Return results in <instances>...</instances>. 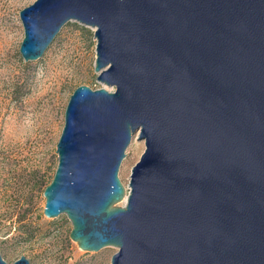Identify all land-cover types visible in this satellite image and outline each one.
Here are the masks:
<instances>
[{"label": "water", "instance_id": "obj_1", "mask_svg": "<svg viewBox=\"0 0 264 264\" xmlns=\"http://www.w3.org/2000/svg\"><path fill=\"white\" fill-rule=\"evenodd\" d=\"M20 19L25 61L91 27L114 89L71 95L45 216L85 251L117 247L111 264H264V0H36Z\"/></svg>", "mask_w": 264, "mask_h": 264}, {"label": "rangeland", "instance_id": "obj_2", "mask_svg": "<svg viewBox=\"0 0 264 264\" xmlns=\"http://www.w3.org/2000/svg\"><path fill=\"white\" fill-rule=\"evenodd\" d=\"M35 1L0 0V253L9 264L22 256L30 264H111L117 247L85 251L71 239L66 215L45 216L44 191L58 167L73 92L82 85L114 89L97 78L94 30L76 21L62 27L41 58L24 60L20 12ZM144 151L135 135L119 171L127 192Z\"/></svg>", "mask_w": 264, "mask_h": 264}, {"label": "trees", "instance_id": "obj_3", "mask_svg": "<svg viewBox=\"0 0 264 264\" xmlns=\"http://www.w3.org/2000/svg\"><path fill=\"white\" fill-rule=\"evenodd\" d=\"M54 178V177H53ZM52 182V181H51Z\"/></svg>", "mask_w": 264, "mask_h": 264}]
</instances>
